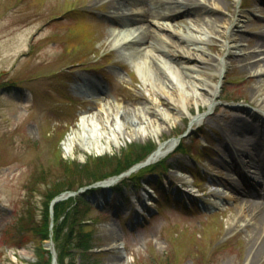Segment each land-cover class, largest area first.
Here are the masks:
<instances>
[{"label":"rangeland","instance_id":"obj_1","mask_svg":"<svg viewBox=\"0 0 264 264\" xmlns=\"http://www.w3.org/2000/svg\"><path fill=\"white\" fill-rule=\"evenodd\" d=\"M106 1L0 0V264H47L52 239L42 241L31 227L41 220L44 193L66 175L64 168L69 169L68 179L76 189L63 191L60 219L74 235H87L84 239L93 252L90 259H98L95 264H110L114 257L115 264H247L252 223L232 199V195H244L232 186L241 183L240 172L253 180L257 171L249 164L226 169L218 160L228 159L224 143L234 126L233 133L244 124L236 134L241 141L260 140L254 133L258 123H264V111L249 90L257 71H245L241 62L232 61L237 53H219L213 42L219 40L233 50L244 47L264 58L263 48L251 41L264 31V3L234 0L235 21L241 17L238 32L242 34L236 40L222 35L230 31L223 26L227 23H212L207 16L200 22L180 17L197 39L189 41V46L199 45L216 59L211 67L201 65L202 74L217 76L207 83L214 95L197 89L190 107L183 103L179 109L158 96V81L148 70L147 59L131 55L135 48L114 44L115 36L108 31L119 29L107 20L111 8L104 7ZM87 3L90 6L85 8ZM218 9L224 16L230 13L224 7ZM158 21L152 19L149 24L167 39L180 40L176 20L166 21L165 30L158 28ZM87 75L107 85L105 94L94 102L77 89ZM184 80V91L189 92L190 84ZM147 106L159 112L151 114L157 121L149 124L135 116ZM107 116L110 123L104 129L101 125ZM69 132L74 134V144L65 140ZM86 137L89 142L83 148ZM178 137L183 138L184 149L166 147L158 159L163 164L158 161L138 173H144L141 185L137 178H128L107 187L98 182L78 186L86 177L105 176L119 168L122 150L130 143L153 141L160 146ZM99 156H105L104 160ZM77 162L84 166L72 171ZM183 168L201 174L199 184L205 191L196 195L199 199L183 198L185 181L184 186L194 191L192 178L182 173ZM262 196L264 185L255 186L251 197ZM52 210L50 204V216ZM71 251L80 264V250Z\"/></svg>","mask_w":264,"mask_h":264},{"label":"bare ground","instance_id":"obj_2","mask_svg":"<svg viewBox=\"0 0 264 264\" xmlns=\"http://www.w3.org/2000/svg\"><path fill=\"white\" fill-rule=\"evenodd\" d=\"M260 1L262 4L264 3L263 0ZM84 6L88 8L87 6H90V4L87 3ZM233 6L234 0H109L106 1L104 5V7L111 8L108 12L107 20L112 23V26H117L119 29L117 33H112L111 30L108 31L110 37L112 35L115 36L113 39H116L117 42H114V44L116 43L117 46L120 41L125 40L120 47L135 48L131 55L137 56L138 54L147 59L148 70L154 76V81H158L155 86V91L158 96L161 99H165V103L168 105H172L179 109H182L183 103L189 106L192 99L191 96L194 95L197 89H202L206 94L214 95V93H212L213 91L207 87V83L215 80L217 76L216 73H208L206 76L202 74L200 69L201 65L211 67L213 66L212 61L216 59L210 56L206 50L199 45L193 48L189 46V41L195 40L196 38L192 35V27L183 25L182 19L189 16L191 20L200 22L201 20H205V16H207L212 23H227L223 26L226 30L228 28L230 31L223 32V36L234 40L237 38L241 39L242 34L238 32L239 19L241 17L239 16L237 21H235L236 12ZM213 7L215 9H213ZM222 7L229 10L230 13L224 16V14L220 12L221 10L218 9ZM82 11V8L81 10L78 9V12ZM180 17L183 18L180 19ZM152 19L159 20L158 28L162 30L167 29L165 25L166 21L172 23L176 20L179 30L175 31L182 42H180V40H174L169 36L168 39L162 36L160 32L149 24ZM130 24L132 25L128 26ZM256 36L257 38L252 36L251 41L263 48L264 51V31L260 30ZM214 40V49L219 53H224L226 50L228 51V55L237 53L239 56L232 58L234 63L237 61L241 62L245 71L249 72L253 69L257 71L258 76H255L249 83V90L251 91L252 100L256 102L259 109L261 107V110L264 111V98H262V94L259 93V91L264 93V69H257L264 65V58H257V52L244 51V47L237 46L239 50H233L226 44H220L219 40ZM183 42L186 44H183ZM167 59L170 63L167 62ZM191 61H194V65H190L189 62ZM184 77L190 84L188 86L190 87V89L188 88L189 92L184 91L185 89L183 86L186 85ZM225 77L226 75H224L223 79ZM248 79L250 80L249 76L246 80ZM106 86V83L97 77L87 75L85 79L80 82L77 89L88 95V99L94 102L95 99L100 98L101 94H105L107 91ZM141 98L147 100L144 95H141ZM144 108L147 114L145 112H136V119L143 122L147 120L148 124L149 122L157 121L155 116L153 117L151 114L153 113L157 116L159 112L151 106ZM238 110L240 112H245L242 107L238 108ZM255 115L256 114L253 113L250 116L254 117ZM96 116H98V114ZM160 116H162V119L164 118V121L167 120V117L161 114ZM116 118L115 116V121ZM243 118L245 119L246 117ZM238 119L241 120L240 118ZM108 122L110 123V117L107 116V121L104 122L101 127L104 129L105 127L107 128ZM154 124H156V122ZM243 126L244 124L240 127H236L237 132L233 133L235 129L234 126L232 131L229 132V141L224 143L225 150L223 152L224 155H228V159L222 157L218 162H220L223 168H228L230 170L234 168L238 170L241 167L243 169L244 164H249L254 168L252 171H257V178H252L254 181L251 180V178L249 179L247 175L241 173L243 175V177L241 175L239 176L241 183L232 186V189L244 196L232 195V199L238 202L242 211V216L248 217L251 221L249 223H252L250 224L251 230H249V236L247 238V264H259L264 260V196L259 200L251 196L253 195L255 186L264 185V123H258V129H256V132H258L254 133L259 135H256L257 138H260V140H257V143L244 140L243 138L241 141V138L236 135L240 133ZM245 126L246 128L249 127L248 124H245ZM88 138L86 137L85 142L82 143L83 148H86L85 143L89 142ZM65 140L68 144H74V134L69 132ZM174 144L175 141L173 140L169 142V144L160 145L149 155V160L152 162L157 161L166 152V147L171 148ZM118 145H121V143L119 142ZM100 151L103 150L99 149L98 152ZM258 152L263 153L261 157H255V153ZM115 181L117 182L115 178H111L105 181L103 185L106 187L113 186ZM219 197L221 200L225 199L223 195ZM247 225L249 224L247 223ZM53 264H59L57 256ZM110 264H115V257L112 258Z\"/></svg>","mask_w":264,"mask_h":264},{"label":"trees","instance_id":"obj_3","mask_svg":"<svg viewBox=\"0 0 264 264\" xmlns=\"http://www.w3.org/2000/svg\"><path fill=\"white\" fill-rule=\"evenodd\" d=\"M156 147V143L153 141H148L147 143H138L133 142L128 144L127 147H125L122 150L121 153V166L119 168H115V170L105 176H108L110 174H117L122 172L123 170L129 168L132 164L135 162L145 158L147 154L152 151ZM182 148V145L180 144L179 150ZM125 156L126 158L122 157ZM105 156H99L97 159H103ZM130 158V159H129ZM127 161L125 164L124 162ZM83 163L77 162L75 165V168H72V171L74 169H77L78 167H83ZM150 168V167H149ZM71 170V168H70ZM64 171L66 175L63 178L53 182L46 192L44 193V202H43V214L41 220L38 222V224H35L31 227V230L33 233H36L39 239L47 240L50 238V234L52 233L53 240L56 244L57 254H58V262L59 264H77L74 256V252L71 251L73 248H78L80 253H78L81 257H83V261L80 264H95V262L98 261V259H90L92 257L93 252H91L92 245L89 244V240L84 239L85 236H87L85 233H80L78 236L74 235L73 230H66L63 220L60 219V209L62 207L63 201L59 200L54 204V224L52 230L50 229V222H51V216H50V204L52 199L60 194L63 191L74 189L75 186L72 183L73 181L68 179L71 177L69 175L68 170L64 168ZM143 171V170H142ZM142 175V174H141ZM141 175L134 174V177L132 179L140 178ZM73 176V175H72ZM90 176V175H88ZM103 174H98L97 176H91L90 178L86 177L78 186L85 184H91L95 181L102 179L105 177ZM70 180V181H69ZM76 189V188H75ZM86 202V201H83ZM88 204V203H85ZM68 214V213H67ZM21 229L23 231H28V227H24V225L21 226ZM89 235V234H88ZM48 253V259L47 264H52V255L49 250L46 251ZM67 257L71 258V261L67 263ZM41 262V261H40Z\"/></svg>","mask_w":264,"mask_h":264},{"label":"water","instance_id":"obj_4","mask_svg":"<svg viewBox=\"0 0 264 264\" xmlns=\"http://www.w3.org/2000/svg\"><path fill=\"white\" fill-rule=\"evenodd\" d=\"M149 162V160H147L146 162H144V163H139V164H137L133 169H135V168H137V167H139V166H141V165H143V164H145V163H148ZM59 199H61V197H57V198H55L54 200H53V203L55 202V201H57V200H59ZM52 243V240L50 241V244ZM49 244V245H50ZM54 259H55V257H54Z\"/></svg>","mask_w":264,"mask_h":264}]
</instances>
